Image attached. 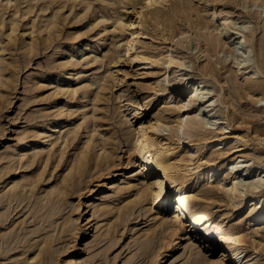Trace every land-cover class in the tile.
<instances>
[{"label": "rangeland", "instance_id": "1", "mask_svg": "<svg viewBox=\"0 0 264 264\" xmlns=\"http://www.w3.org/2000/svg\"><path fill=\"white\" fill-rule=\"evenodd\" d=\"M134 1L0 0V264H234L216 242L222 232L264 264V187L229 193L246 183L230 174L233 163L264 168V0ZM247 21L255 60L240 69L232 32ZM198 80L215 109L198 101L180 110L193 96L188 81ZM181 117L203 124L182 136ZM139 134L154 157L180 164L156 202L138 203L148 186L161 190L135 146ZM104 153L107 165L97 160ZM176 189L216 230L185 213L179 221ZM53 195L64 200L51 203ZM161 217L178 219L177 234L159 231ZM152 227L162 235L144 248Z\"/></svg>", "mask_w": 264, "mask_h": 264}, {"label": "bare ground", "instance_id": "2", "mask_svg": "<svg viewBox=\"0 0 264 264\" xmlns=\"http://www.w3.org/2000/svg\"><path fill=\"white\" fill-rule=\"evenodd\" d=\"M136 1V0H135ZM134 1V2H135ZM143 2L145 1L146 3V6L147 7H149V5L151 6V5H153V4H155V3H153L154 1L155 2H157V1H161V2H163L164 3V0H142ZM130 2H132V1H130ZM160 2V3H161ZM159 3V4H160ZM132 4V3H131ZM130 4V5H131ZM133 5V4H132ZM263 5V11H260V12H262V14H264V3L262 4ZM155 6V5H154ZM161 6V5H160ZM144 7V6H143ZM123 19V18H122ZM122 21V20H121ZM123 23V22H122ZM222 23V22H221ZM244 24L243 25H241L240 27L241 28H239V29H236L234 32H232L233 33V35H234V41H233V44H232V50H233V56H234V60H235V63L237 64V66L238 67H240V69H243V68H245V67H248V66H250L253 62H254V60H255V58H254V48H253V46H251L249 43H248V41L246 40V37H245V35L243 34V32L244 31H246L248 28H249V22L247 21V22H243ZM130 25V24H129ZM133 25V24H132ZM225 24L224 23H222L221 25H219L218 26V28H217V30H220L222 33L225 31ZM49 28V27H48ZM210 30V29H209ZM206 31V30H205ZM209 32V31H208ZM185 35V34H184ZM183 35V36H184ZM186 36V35H185ZM184 36V37H185ZM217 41V43L218 44H220V42H221V40L220 39H217L216 40ZM134 49V48H133ZM206 52V51H205ZM115 54V56L117 55L116 53H114ZM115 56L113 57V58H115ZM172 56V55H171ZM112 58V59H113ZM122 58V57H121ZM172 58V57H171ZM170 58V59H171ZM135 60H141V61H145V63H142V64H146V59L144 58V57H142L141 55H138V56H136L135 58H134ZM117 60V59H116ZM115 61V59H113V62ZM134 61V60H133ZM172 61H174V60H172ZM175 62V61H174ZM171 63V62H170ZM172 65V64H171ZM181 66V68H183L185 65H183V64H181L180 65ZM184 70V69H183ZM187 70V69H186ZM113 72V71H112ZM211 75V74H210ZM185 76H186V74H185ZM192 79V78H191ZM169 82V81H168ZM170 83V82H169ZM188 84L190 85V87L192 88V90H191V93L193 94V96L191 97V99H190V101L189 102H187V103H182V105L180 106V110H182V111H186V109L192 104V103H196V102H203L204 101V103H203V105H206V104H208L207 106H205L203 109H204V111H206L205 109H208V108H210V107H213L214 106V101H212L213 100V96L212 97H209V95H210V93H211V89L208 87V85H206L205 84V82L204 81H201V80H198L197 82H195V83H191V82H189L188 81ZM169 85V84H168ZM157 86V85H156ZM76 92V91H75ZM187 101V100H186ZM181 102V101H180ZM215 109V107H213L211 110H209V112H211V111H213ZM201 110V109H200ZM183 117V116H182ZM180 118V120H179V122H178V128H177V131L179 132V133H181L182 134V136H184V135H186V136H188L189 138L192 136V134H191V130L194 128V129H196V130H198V127H199V125H201V124H203V123H201V122H199V121H197V120H195V119H191V120H184L183 118ZM215 120H217V118L215 117ZM157 123H154L152 126H151V129H152V131H155L156 132V130L158 129V127H162V122H158V121H156ZM213 122H214V120L213 119H210V122H207L206 123V125H213ZM215 125V124H214ZM164 126V125H163ZM141 129H143V128H141ZM54 131V130H53ZM137 133V132H136ZM138 133H139V131H138ZM157 133V132H156ZM143 134V133H142ZM157 135V134H156ZM170 138V137H169ZM201 137H198L197 139H200ZM193 141V140H192ZM199 141V140H198ZM203 141H204V139H203ZM205 141H207V140H205ZM28 143V142H27ZM135 146L137 147V149H138V153H139V155L140 156H142V158H143V160L145 161V168L146 169H149L150 170V168H152V171H153V173H155L156 175H157V177H159V181H157V182H159L158 184H159V186H160V188H161V190L160 191H155L154 189H153V186L151 187V189L149 188V186H148V190L150 189L151 191H145V193L144 194H142V196L140 197V199L138 198V203H142V202H146V200H147V198L150 196L152 199H153V201H157V200H159L160 198H161V196H162V194H163V190L165 189V183L169 180H171L172 178L170 177V175L171 174H173V173H175V168L176 167H180V164H178V165H173L172 163H170V161L168 160V159H166V158H162V156L160 157L159 155H156L155 157L153 156V154L151 153V150H150V148H151V146H150V144H149V141H148V138H146V136H144V135H138V136H136V140H135ZM105 151V150H104ZM237 151H239V150H237ZM106 152V151H105ZM87 154V153H86ZM35 155H37V154H35ZM104 157H103V156ZM101 156L103 157H97V160L98 159H101V161H102V163H103V160H104V163H105V165H107V164H109L108 162H110V161H108V160H110V158L109 157H107V156H105V153L104 154H102ZM80 156V155H79ZM83 156V155H82ZM82 156L80 157V159H82ZM86 156V155H85ZM89 156V155H88ZM108 156H111L112 157V154L110 155V154H108ZM5 157H7V156H5ZM242 157V156H241ZM36 158V157H35ZM88 158L89 157H85L84 159H87L88 160ZM90 159V158H89ZM103 159V160H102ZM22 160V159H21ZM79 161V160H78ZM77 161V162H78ZM86 161V160H85ZM184 162L185 160H181V162ZM81 162V161H80ZM80 162H78V163H80ZM97 162H100V160L99 161H97ZM182 162V163H183ZM77 163V164H78ZM84 163V162H83ZM83 163H81V165H83V168H81V166L79 165V170H78V172H79V174H77V172H76V176H78L79 178H80V176L82 175L83 176V174L85 173H83V174H80V173H82V171H84L85 170V164H88L87 162L85 163V164H83ZM101 163V162H100ZM103 163V164H104ZM185 163H186V161H185ZM15 164H16V162H15ZM14 164V165H15ZM32 164H34V163H32ZM31 164V165H32ZM102 164V166H105V165H103ZM11 165H9V167H10ZM30 166V165H29ZM78 166V165H77ZM87 166V165H86ZM98 166V165H97ZM185 166V165H184ZM9 167H7V168H9ZM12 167V166H11ZM14 167V166H13ZM17 167V166H16ZM16 167H14V168H12L11 170H14L15 171V169H17ZM75 167H76V165H75ZM95 167V166H94ZM77 168V167H76ZM75 168V169H76ZM4 169H6V168H4ZM78 169V168H77ZM84 169V170H83ZM88 168H86V170H87ZM8 170V169H7ZM9 170H10V168H9ZM180 170H181V168H180ZM179 170V171H180ZM73 171V170H72ZM71 171V172H72ZM75 172H73V173H75ZM176 172H178V171H176ZM43 173V172H42ZM187 173V172H186ZM233 173H235L234 175L236 176V174H238V173H240L241 174V176L243 177V178H245L244 180L246 181V183H244V185L243 184H237V182L232 186V188L229 190V193H231V195L233 196L232 197V199L233 198H236L237 196L235 195V192H237L238 191V187L241 185V186H243L244 188H247V189H249V190H259V189H261V188H263L264 187V168H257V170H253L252 171V168H250V167H248V162L247 161H239V162H235V163H233L232 165H231V172H230V174H233ZM243 173V174H242ZM1 174V173H0ZM72 174V173H71ZM73 175V174H72ZM40 176H42L41 174H40ZM74 176V175H73ZM81 176V177H82ZM27 177V176H26ZM156 177V178H157ZM173 177V176H172ZM0 178H2V177H0ZM68 179L69 178H72V176H70L69 175V177H67ZM65 179L66 180V182H68V179ZM74 178V177H73ZM72 178V179H73ZM77 178V177H76ZM76 178L75 179H73V181L75 182V180H76ZM79 178H77V179H79ZM171 178V179H170ZM26 179V178H25ZM163 179V180H162ZM173 180V179H172ZM177 180V179H176ZM30 181V179L27 181V182H29ZM34 181V180H33ZM175 181V180H174ZM26 182V181H25ZM27 182H26V185L24 186V187H27ZM35 183H37L36 181H34ZM33 182V183H34ZM70 182H71V180H70ZM176 182V181H175ZM183 182V181H182ZM171 183V182H170ZM17 184V183H16ZM15 184V185H16ZM67 184H70V183H66V186H68ZM21 185V184H20ZM20 185H17V187L18 186H20ZM72 184H70V187H72L71 186ZM181 185V184H180ZM185 185V184H184ZM29 186H31V185H29ZM34 186V185H33ZM65 186V187H66ZM14 187H16V186H14ZM16 187V188H17ZM21 187V186H20ZM70 187H69V189H70ZM147 187V186H146ZM156 187V186H155ZM176 187V186H175ZM57 188V187H56ZM156 188H158V187H156ZM66 189H67V187H66ZM66 189H64L63 188V190L61 191V193L62 192H67L68 193V190H66ZM33 190V189H32ZM55 190V189H54ZM57 190V189H56ZM181 190V189H180ZM18 189H16V191L14 190V191H11L12 192V196H14V199H15V197H20V195H18L17 196V194H18ZM24 191V190H23ZM22 191V192H23ZM58 191V190H57ZM21 192V191H20ZM21 192V194H23ZM56 192V191H55ZM59 192V191H58ZM69 192H70V190H69ZM251 192V191H250ZM32 193H33V191H32ZM51 193H54V191H52ZM51 193H50V195H51ZM60 192H59V194H61ZM175 193V195H174V206H175V214H177L176 215V217L179 219V221H180V214H182V213H185V214H188L189 216H190V222H191V224H193V225H202V226H204V227H206L207 228V230L208 231H211V230H216V227L214 226V225H212L211 224V220L208 218V216L206 215V212H204V211H202V208H200V207H190L191 206V203H190V200H189V198H188V196L186 195L187 193H185L184 191H179L178 189H176V191L174 192ZM9 194H10V192H9ZM20 194V193H19ZM26 194V193H25ZM58 194V195H59ZM24 195V194H23ZM49 195V196H50ZM55 196H56V194H54ZM53 195V196H54ZM57 195V196H58ZM65 195V194H64ZM230 195V194H229ZM230 195V196H231ZM25 197H26V195H24ZM28 196V195H27ZM55 196L53 197V200L55 199ZM56 196V197H57ZM66 196H67V194H66ZM25 197H24V199H25ZM48 197V196H47ZM51 197V196H50ZM149 197V198H150ZM198 197V196H197ZM203 197V196H202ZM62 198V197H61ZM61 198L60 199H56V201H60L61 200ZM17 199V198H16ZM22 198H20V200H21ZM48 199H50L49 197H48ZM51 199H52V197H51ZM151 199V200H152ZM53 200H50L51 201V203L53 202H56L55 200L53 201ZM62 200H64V196H63V198H62ZM235 200V199H234ZM49 201V200H48ZM62 202V201H61ZM61 202H59V203H61ZM135 204L137 203V201H133ZM50 203V202H49ZM132 205H133V203H132ZM47 208V207H46ZM124 208H126V206L124 207ZM127 209V208H126ZM132 210V209H131ZM129 211V210H128ZM127 211V212H128ZM121 212H122V210H121ZM50 213V212H49ZM129 213V212H128ZM126 214V213H125ZM124 214V215H125ZM119 216H120V214H119ZM126 216V215H125ZM124 217V216H123ZM158 219V218H157ZM157 219H155L156 220V222H157V228H160V230L159 231H161V229H166V226H168V230H170V231H172L173 233H171V234H173V235H175V234H177L176 233V229L179 227V221H178V219L176 220H174V219H172L171 221H169V220H165L163 217H161L159 220H157ZM258 219L259 220H261V219H263V216H259L258 217ZM3 222H2V220H1V217H0V224H2ZM67 223V222H66ZM64 225V224H63ZM115 225H117V224H115ZM2 226V225H1ZM181 228V227H180ZM185 228V227H184ZM168 230H167V232H168ZM220 230V229H219ZM165 231V230H164ZM163 231V232H164ZM230 231V230H229ZM108 233H110V232H108ZM107 233V234H108ZM158 233L159 232H157V229L156 228H150L149 230H147L146 231V233L143 235V238H146L145 240H143V243H144V245H143V243H142V245H143V247L145 248L146 246L148 247L150 244L152 245V243L154 242L155 243V241H156V238H159L158 237ZM207 233V232H206ZM214 233V232H213ZM160 234V233H159ZM8 235V234H7ZM6 235V236H7ZM12 235V234H11ZM11 235H9V236H11ZM160 235H162V234H160ZM159 235V236H160ZM13 236V235H12ZM12 236H11V238H12ZM145 236V237H144ZM5 237V236H4ZM14 237H15V235H14ZM7 238H8V236H7ZM6 238V239H7ZM10 238V239H11ZM161 238H163V237H161ZM216 238V242L217 243H219V244H221V246L223 247V249H225V252H228V255H227V257H229V258H231V260L233 261V263L234 264H252V261H253V258H252V256L250 255V254H248V249H247V247H246V244L244 243V240H243V238H241V237H239V236H237V235H233L232 236V234H228V233H224V232H222V233H218V235L215 237ZM14 239V238H13ZM15 240V239H14ZM43 242L45 243V245L46 246H44L43 247V249L41 250V253H38V254H41V255H43L44 253L43 252H45V254L48 252V249H47V245L48 244H50V242H51V240H52V237H49V235L44 239L43 238ZM141 240V241H142ZM155 240V241H154ZM159 240V239H158ZM13 241V240H12ZM16 241V240H15ZM8 242V240L5 242V243H7ZM43 242L41 243L40 242V244H43ZM9 243H10V241H9ZM153 243V244H154ZM14 244H15V242H14ZM13 244V245H14ZM52 244V243H51ZM10 246H11V243L9 244ZM44 245V244H43ZM6 246H8V244H6ZM34 245L32 244V245H30L28 248H27V251L26 252H28L32 247H33ZM37 246V245H36ZM51 247H52V245L49 247L50 249H51ZM146 247V248H147ZM9 248V247H8ZM39 249V251H40V248H38ZM148 249H149V247H148ZM147 249V250H148ZM146 250V249H145ZM31 251V250H30ZM43 253V254H42ZM64 253V252H63ZM37 254V255H38ZM52 255V254H51ZM40 256V255H39ZM47 257H48V254L46 255ZM225 256V255H224ZM40 258H42L41 259V261L44 259V260H46L45 258H43V256H41ZM255 259V258H254ZM48 260V259H47ZM29 261V260H28ZM27 261V262H28ZM37 261V260H36ZM195 261V260H194ZM193 261V262H194ZM198 261H200V259L198 260ZM198 261H196V262H198ZM44 262V261H43ZM46 263V262H45ZM49 263V262H48ZM214 263V262H213ZM71 264H74V262H71ZM189 264V263H188ZM215 264V263H214Z\"/></svg>", "mask_w": 264, "mask_h": 264}]
</instances>
